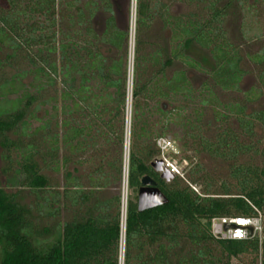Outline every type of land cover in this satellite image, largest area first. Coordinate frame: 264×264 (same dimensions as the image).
I'll list each match as a JSON object with an SVG mask.
<instances>
[{"label":"trees","instance_id":"1","mask_svg":"<svg viewBox=\"0 0 264 264\" xmlns=\"http://www.w3.org/2000/svg\"><path fill=\"white\" fill-rule=\"evenodd\" d=\"M186 1L203 7L174 13L170 1L137 2L129 155L135 194L125 211L122 192H101L118 188L124 175L129 28L119 25L112 0H0V49H7L0 57V147L7 176L0 180V264H121L124 214L123 264L264 260V165L250 155L264 156L257 137L264 107L248 110L246 102L223 101L215 92L216 86L238 90L246 72L224 24L233 0ZM101 10L106 28L99 33ZM157 17L171 31L168 47L146 37ZM101 43L116 48L117 56L105 54ZM194 45L211 53L212 68L192 54ZM176 61L182 65L169 72ZM258 61L264 89V55ZM7 64L17 70L4 74ZM192 69L209 75L200 88ZM50 88L55 93H47ZM246 97L252 100L250 92ZM208 105L222 122L213 135L206 133L211 121L204 122ZM177 126L185 129L175 132L185 156L193 162L187 152L193 149L221 159L231 178L219 184L202 161L188 174L200 191L179 175L162 178L151 164L159 155L156 139ZM49 170H62L63 184ZM147 173L170 200L141 211L138 190ZM256 207L263 213L262 234L214 235L213 217L258 214Z\"/></svg>","mask_w":264,"mask_h":264},{"label":"rangeland","instance_id":"2","mask_svg":"<svg viewBox=\"0 0 264 264\" xmlns=\"http://www.w3.org/2000/svg\"><path fill=\"white\" fill-rule=\"evenodd\" d=\"M123 1L118 0L117 3L119 6H122L124 8ZM153 1L155 2L157 0H153ZM163 1H170L171 10L174 13H187L188 11L198 10L201 7H203V3L197 4L194 2L190 4L186 0H163ZM226 1L228 0H222L220 4L222 5ZM227 9L229 13L226 17L224 24L227 29L229 39L232 40L233 43L242 44V51L245 56L242 64L249 71L242 81L241 90H230V89L224 90L221 87L216 86L215 92L217 93L218 97L223 101L239 100V101L246 102L248 104L247 106L248 110L263 108L264 107V89H262L261 87L262 84L258 77L262 69V65L258 64L255 61V58L253 57V55L261 50H264V0H240V1L233 0L232 3L229 4ZM130 13H131V0H129V20H130ZM119 16H120L119 17L120 21H123V19H125V14L122 13ZM102 24H103V17L100 15L98 17V22L96 23L97 30L99 31V33L103 32L101 30ZM128 28L130 32L129 39H128V46H127V67H128V81H129V79L131 80L134 79L135 50H136V45H137L136 43L137 26H134V27L130 26V21H129ZM146 34H147L146 37L151 36L149 38L150 40L154 42L156 41V43L157 42L162 43L166 47L169 46V41H170L169 38H170L171 31L169 28L163 27V22L160 18L157 17L156 19H154L151 27L147 29ZM143 36H145V33H143ZM101 47L104 53L107 54L108 56L110 57L117 56L116 48H113L112 46H109L105 43H101ZM151 47L152 46L150 44H146L147 50L148 48L150 49ZM6 52H7V49L5 50L0 49V57L4 58L6 56ZM192 54L195 55L197 58H199L203 62V64L205 65L204 67L212 68L214 66L215 61L211 53L207 49L200 47L198 45H194L192 48ZM23 64H24L23 59H20V65L23 66ZM181 65H182V62L176 61L174 65L171 68H169V72L172 71L174 66H181ZM15 70H17L15 66H10L7 64L3 72L4 74H10V73H13ZM192 72L193 74L191 75V77H192L193 83L199 88L202 86L203 81L209 78V75L204 71L192 69ZM2 74L3 73L0 71V76ZM31 79H32V75H27L25 77L26 81H30ZM254 87H256L257 89H254L253 91H251L252 88ZM258 88H260L261 90H258ZM247 91L250 92V95L252 96V100H248L245 97L246 96L245 93ZM47 93L53 94L55 92L53 89L50 88V90H47ZM17 95H18L17 93H12L9 96L16 97ZM6 102L8 101H1V104L6 105L7 104ZM14 102L15 101H13L12 103ZM49 106L50 104L43 105L38 110V114L40 116L44 115L45 107H49ZM208 120L211 121V126L209 130L207 129L208 132L206 133H208L209 135L211 134L213 135L215 131L214 130L215 127L216 128L221 127L222 122L214 119V111L211 105H208V107L206 108V115H205L204 122ZM231 120L232 121H230V124H234V125L237 124L236 121H233V118H231ZM33 124L34 125L39 124V120L34 119ZM204 126H206V124ZM183 131H185L184 127L177 126V127H174L173 130L169 131L166 135L172 137L177 143V145L181 148L182 140L176 136V133L182 135ZM257 137L258 139H260L259 146L263 147L264 146V128L262 127L261 124L257 126ZM188 139L190 140L191 137L189 136ZM130 148H131V132L127 129L125 144H124V157H125L126 149H127V152H130ZM187 152L194 155L192 156L193 162L191 161V158L188 157L191 161V165H189L187 169V174H186L187 178H188L190 169L193 166H195V164L198 161H202L204 163L207 172L211 175V177L212 176L215 177V179L218 180L219 184L221 183V180H224V179L229 180L231 178L230 175L228 174V163H226L225 161L221 159L212 158L210 155H208L205 152L197 153L193 149H189ZM1 153H2V148L0 147V180L2 183H5L7 176L5 175V173H3V166L5 164V161L3 160ZM250 155H251L252 161H255L256 163L264 165V156L262 154L251 153ZM44 171H48V170H44ZM49 172L53 175L55 180H58L60 181L61 184H63L64 174L62 170L60 172H54L53 170H49ZM184 180L190 183L189 179L184 178ZM191 183L197 186L198 190L200 191L201 189L200 184L194 183V182H191ZM12 189L17 190L16 187H13ZM128 190L127 191L124 190V193H127L128 195V196L126 195V197H129V195L134 197V194H135L134 189L129 187ZM118 191L123 192V180L121 184L118 186V188L116 189L113 188L112 190L111 189L102 190L101 194L111 195L112 193L118 192ZM126 199L128 201V198ZM67 214L68 213L66 212V215ZM124 218H125V214H124L123 219ZM125 236H126V227L124 223L123 228H122V249H121V252H122L121 262L122 263L121 264H123L124 262ZM238 260L239 259L237 257L233 258L234 262ZM263 264H264V261H263Z\"/></svg>","mask_w":264,"mask_h":264},{"label":"built area","instance_id":"3","mask_svg":"<svg viewBox=\"0 0 264 264\" xmlns=\"http://www.w3.org/2000/svg\"><path fill=\"white\" fill-rule=\"evenodd\" d=\"M137 20V0H131L130 26H136ZM132 100H133V79L128 81V101H127V129L131 132L132 120ZM159 148V158L164 160L176 175L187 178V169L191 165L190 159L183 155L181 148L177 145L175 140L168 135H160L156 139ZM129 155L130 152H125L124 157V175H123V205H124V190L129 188ZM193 188L198 190V187L190 182ZM129 191V190H128ZM257 208V207H256ZM258 214L253 215H221L215 216L212 219V231L216 237L219 238H246L253 234H262L263 231V213L257 208ZM125 223L126 216L123 219L122 228ZM239 264V263H235ZM256 264H263L260 260Z\"/></svg>","mask_w":264,"mask_h":264},{"label":"water","instance_id":"4","mask_svg":"<svg viewBox=\"0 0 264 264\" xmlns=\"http://www.w3.org/2000/svg\"><path fill=\"white\" fill-rule=\"evenodd\" d=\"M119 20V16L117 15ZM130 21V20H129ZM153 168L160 172L162 178L170 181L176 174L165 165L162 158H155L152 161ZM169 196L158 185L156 178L147 173L141 177V185L138 190V208L145 210L169 202Z\"/></svg>","mask_w":264,"mask_h":264},{"label":"flooded vegetation","instance_id":"5","mask_svg":"<svg viewBox=\"0 0 264 264\" xmlns=\"http://www.w3.org/2000/svg\"><path fill=\"white\" fill-rule=\"evenodd\" d=\"M113 1V4H114V12H115V14L116 15H120V14H125V19H123V21H120V20H118V22H119V25L120 26H122V27H124V28H128V24H129V0H121V1H123L124 3H123V6H124V8L122 7V6H119L118 5V3H117V1L118 0H112ZM100 13H101V16L103 17V24H102V28H101V30L102 31H104L105 30V28H106V23H105V18H106V14H105V12L103 11V10H101L100 11ZM120 13V14H119ZM105 14V15H104ZM120 17V16H119ZM231 42H232V40H231ZM233 43V42H232ZM235 46H237V48H238V50H239V52L241 53V55H242V57H243V59H242V62H241V64L243 63V61H244V58H245V56H244V53H243V51H242V44H238V43H233ZM259 54L260 55H264V50H261V51H259V52H257L256 54H254L253 55V57L255 58V61L258 63V64H260V62L258 61V58H259ZM262 65V64H261ZM242 66H243V64H242ZM244 67V66H243ZM245 68V67H244ZM246 69V72L242 75V77H241V80H240V84H239V89L238 90H241V88H242V81H243V79H244V77L246 76V74H248V69L247 68H245ZM258 77H259V79H260V75H258ZM260 81H261V79H260ZM262 87V86H261ZM254 89H257L256 87H254V88H252V90H254ZM258 90H261L260 88H258ZM249 94V92L247 91L246 93H245V95L247 96ZM245 96V97H246ZM247 98V97H246ZM240 102H244V101H240ZM247 104V103H246ZM247 106H248V104H247ZM236 125H238V123L236 124ZM264 261V260H263Z\"/></svg>","mask_w":264,"mask_h":264},{"label":"bare ground","instance_id":"6","mask_svg":"<svg viewBox=\"0 0 264 264\" xmlns=\"http://www.w3.org/2000/svg\"><path fill=\"white\" fill-rule=\"evenodd\" d=\"M125 191H127V190H125ZM126 195H127V193H124V197H125V199H124V209H125V211H126V206H127V199L126 198H128V197H126Z\"/></svg>","mask_w":264,"mask_h":264}]
</instances>
